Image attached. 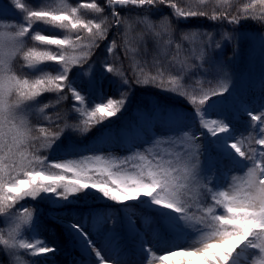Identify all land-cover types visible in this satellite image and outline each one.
I'll return each instance as SVG.
<instances>
[{"label": "snow or ice", "instance_id": "1", "mask_svg": "<svg viewBox=\"0 0 264 264\" xmlns=\"http://www.w3.org/2000/svg\"><path fill=\"white\" fill-rule=\"evenodd\" d=\"M7 8L0 264H55L56 226L66 264H264V76L249 99L231 68L243 42L264 55V0Z\"/></svg>", "mask_w": 264, "mask_h": 264}, {"label": "rangeland", "instance_id": "2", "mask_svg": "<svg viewBox=\"0 0 264 264\" xmlns=\"http://www.w3.org/2000/svg\"><path fill=\"white\" fill-rule=\"evenodd\" d=\"M4 5L3 0H0V6ZM5 22H13L5 20ZM246 30L253 33H258L260 29L258 27L253 28V25H246ZM231 46H227L224 51L225 56L231 55ZM235 75L237 94L247 97L249 99L260 94L259 81L264 76V55L261 54L258 47L253 48L248 42L241 44V50L235 57V60L231 66ZM144 100L150 99L145 95H140ZM31 203V202H29ZM44 205H48L46 202H41ZM49 207V206H48ZM50 211H58L57 209L49 208ZM83 210V209H82ZM147 215V213H144ZM67 219V217H65ZM52 222H47L51 224ZM139 223V221H138ZM61 229L56 226L55 234L52 236L60 244V251L55 254V264H66V262L72 256H79V253L71 249L62 239H59ZM161 254L158 252V255ZM51 257V254H49Z\"/></svg>", "mask_w": 264, "mask_h": 264}, {"label": "trees", "instance_id": "3", "mask_svg": "<svg viewBox=\"0 0 264 264\" xmlns=\"http://www.w3.org/2000/svg\"><path fill=\"white\" fill-rule=\"evenodd\" d=\"M4 2H5V6L0 7V12H2L7 17V19H10L13 21L18 20V17L16 16V14L9 11V9L7 8L8 0H4ZM210 23L211 22L206 21L204 18H192V20H191V26H193V27H207ZM248 25H253V24L249 23ZM255 27H258V26L253 25V28H255ZM47 98L51 99V97H47ZM137 99L138 100H144L140 96ZM136 102L137 101H134L133 105L130 106V111H131V107H134ZM113 120L115 121V118H113ZM119 123H120V121H116V124H119ZM86 203L88 205H91L93 203V201L91 199H88L86 201ZM130 203H132V202H130ZM38 206L42 210V212L44 213L45 223L47 224V222L49 221L47 218V214L50 212V210H49L50 207H48V205H46V204L44 205L43 203H40ZM82 208H83V206H82ZM57 210L62 211L61 209H57ZM6 264H7V262H6Z\"/></svg>", "mask_w": 264, "mask_h": 264}]
</instances>
